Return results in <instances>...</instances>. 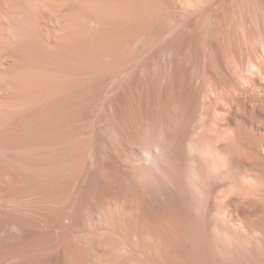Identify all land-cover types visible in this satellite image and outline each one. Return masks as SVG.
<instances>
[{
    "label": "rangeland",
    "instance_id": "obj_1",
    "mask_svg": "<svg viewBox=\"0 0 264 264\" xmlns=\"http://www.w3.org/2000/svg\"><path fill=\"white\" fill-rule=\"evenodd\" d=\"M0 264H264V0H0Z\"/></svg>",
    "mask_w": 264,
    "mask_h": 264
}]
</instances>
